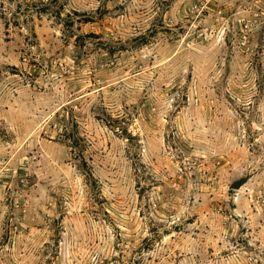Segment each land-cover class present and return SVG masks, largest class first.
<instances>
[{
    "label": "rangeland",
    "instance_id": "obj_1",
    "mask_svg": "<svg viewBox=\"0 0 264 264\" xmlns=\"http://www.w3.org/2000/svg\"><path fill=\"white\" fill-rule=\"evenodd\" d=\"M0 264H264V0H0Z\"/></svg>",
    "mask_w": 264,
    "mask_h": 264
}]
</instances>
